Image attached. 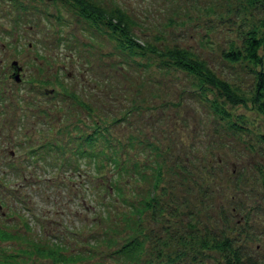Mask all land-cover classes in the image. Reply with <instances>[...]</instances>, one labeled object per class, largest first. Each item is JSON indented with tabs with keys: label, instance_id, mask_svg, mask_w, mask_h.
<instances>
[{
	"label": "rangeland",
	"instance_id": "374dc122",
	"mask_svg": "<svg viewBox=\"0 0 264 264\" xmlns=\"http://www.w3.org/2000/svg\"><path fill=\"white\" fill-rule=\"evenodd\" d=\"M91 1L118 2L136 20L141 38L153 41L156 36L161 45L183 40L196 46L204 35L205 11H213L216 15L209 16L222 17L208 37L216 54L235 36L227 28L243 19L255 22L259 14L244 0ZM156 60L122 53L66 0H0V264H116L109 255L130 236L126 225L138 218L144 251L138 263L129 264H147L160 248L161 255L178 251L188 222L194 232L222 231L248 255L264 261L259 173L264 151L256 137L263 128L260 115L249 105L231 106L247 119L245 129L233 136L227 120L194 95L190 76L159 70ZM12 61L20 67L17 82ZM219 62L218 72L248 95L251 76L245 64ZM74 93L84 106L75 102ZM136 104L145 110H134ZM92 118L108 122L106 141H121L115 154L119 164L132 166L135 159L129 156L140 152L138 161L145 166L156 145L164 162L145 169L146 182L127 183L132 179L124 176L120 194L114 189L109 193L115 174L103 157L109 149L100 148L98 141L89 157L76 148L77 137L91 134ZM130 132L135 135L132 149L125 145ZM59 159L63 165L55 168ZM93 161L102 165L101 177ZM14 164L25 179L18 178ZM133 188H144L142 196L152 191L155 198L162 196L168 210L154 217L143 209L138 217L130 204L138 197ZM23 198L31 208L23 206ZM107 236L114 239L112 245ZM160 237H165L162 247ZM53 238L67 245L66 252L83 257L75 263L52 261L43 249ZM186 249L173 264L219 260L214 251ZM157 262L164 258L153 264Z\"/></svg>",
	"mask_w": 264,
	"mask_h": 264
},
{
	"label": "trees",
	"instance_id": "16d2710c",
	"mask_svg": "<svg viewBox=\"0 0 264 264\" xmlns=\"http://www.w3.org/2000/svg\"><path fill=\"white\" fill-rule=\"evenodd\" d=\"M70 4L74 5V10L79 17L85 18L91 26L101 33H104L106 37L110 40L116 42V45L122 49V53L125 52L129 57L142 56L146 57L154 56L157 57L155 65L159 70L165 72L178 71L183 73L186 76H190V85L194 86L192 92L194 95L202 101H208L212 111L217 114L221 119H226V128L229 132L234 135H240L241 130L245 129V124L247 123L246 117L241 113L235 112V109H231V106L237 107L238 105H249L250 107L257 112L261 117V126L262 129L257 130V139L260 143L261 150L264 151V0H244L247 6L252 7L255 12H259L256 21H249L248 19H243L235 22L232 27L227 28L228 31H233L235 36L230 38V40L225 43V46H222L218 49L217 54L214 53L213 47L209 46L210 39L209 34L216 26V22L220 21L222 17L220 16H209L216 15L213 11H205V18L202 22V27L204 35L199 40V44L196 46H191L184 41L176 40L172 45L162 44L158 41L157 37L153 38V41H148L147 39L141 38L144 36V33L138 31V24L136 20L131 16V14L118 2L114 3H103V2H94L91 0H66ZM21 6V4H20ZM216 20V22H214ZM141 34V35H139ZM141 38V39H140ZM180 43V44H179ZM122 64H127L125 59H121ZM221 64H226V62L232 66L237 63H244L246 69L249 71L251 80L249 83H246L248 89V95L240 91L241 86L236 83L230 84L222 74L218 72V69L222 68ZM146 63V62H144ZM145 66L141 68L144 70ZM20 78V75H19ZM247 80V82L249 81ZM20 81V79H19ZM17 82V81H16ZM156 84V83H155ZM188 96H192L189 93V90L186 91ZM49 93V92H46ZM74 93L75 102L84 106L85 102L81 99H77ZM134 110H142L145 108L141 107L139 104L133 106ZM88 111L92 112V108L87 107ZM127 114V113H125ZM124 117L113 118L115 121L124 120ZM93 122L91 123L92 132L86 138L77 137L76 148L79 151L81 156L88 155L89 157L94 156V150L91 147L93 144H101L100 148H108L109 154H103V157L108 160L109 166L115 171V174L112 175L109 179V188L112 193V189L120 194V182L122 181L121 177L128 176L132 179L127 181V183H133L132 181L144 180L146 182L147 174L145 172L146 168H151L153 165H159L164 161H159L161 152L158 151L156 145L155 150L149 149L150 154H152V161L146 163L145 166H140L141 163L138 161L140 157V152H133L129 158L135 159L132 162V166L128 167V164H119L118 159L115 157L117 150L122 146L121 141H106L105 138L108 136V122L105 120L100 121L92 118ZM135 135L130 132L125 141L127 148L132 149V144ZM140 145V140L137 141ZM141 146V145H140ZM84 147V149H82ZM144 150V146H141ZM58 149V147H56ZM127 151H125L126 153ZM156 152V153H155ZM124 158V157H123ZM190 160V159H187ZM58 162L55 164V168L59 164L63 165V160L61 163ZM98 163V162H97ZM93 161V165L97 168L96 176L101 177L104 172H102V165L97 164ZM15 170H17V165H11ZM154 168H158L155 167ZM180 168V166H178ZM18 178L25 179L21 172L17 170L15 172ZM260 178L264 186V167L260 170ZM20 174V175H19ZM113 183H112V182ZM35 183V182H34ZM157 183H154V188ZM144 188H141L137 192L134 188L132 189L133 193H138V197L134 198V204L130 203L131 206L137 211L138 217L139 213L143 209H148L152 212V215L155 217V214L160 213L167 209L166 204H161L164 200L155 198L153 191L142 196L140 193H143ZM106 192V191H105ZM117 199V198H116ZM22 203V199L20 204ZM26 205V208L31 205L24 200L23 206ZM24 207L20 210L22 211ZM31 208V207H30ZM19 210V211H20ZM168 210V209H167ZM18 213V212H17ZM140 218L137 220H132L126 226L128 230H131L130 236L123 239L118 246L112 251L109 255V258L112 262L116 264H129V263H138L141 259V256L144 251L143 246V234L140 230ZM41 229L44 227L42 225ZM193 223L188 222L185 226V232L181 234L178 244L181 247L178 248V251L168 254L162 253L160 250L148 256L149 260L147 264H153L154 260L158 257L164 258V263L173 264V261H177L178 258H181L187 252L188 245L196 247L201 251H214L217 253L219 260L217 264H264L262 259H258L253 255H248L244 249L239 245L233 242V240L224 234L213 233L203 231L194 232L192 227ZM3 233L0 230V236ZM160 240L161 247L164 244L165 237L156 238ZM169 238H167L168 240ZM107 242H112L109 245H112L114 239L111 240L110 237H106ZM187 240L193 241L194 246L188 243ZM95 244V242H92ZM64 243L59 239L53 238L50 243L45 245L43 253L46 257H49L52 261H66L70 263H75L79 257L83 254L68 253L65 250L67 249ZM186 246V247H185ZM66 252V253H65ZM81 254V255H80ZM83 257V256H81ZM3 262V261H0ZM155 264V263H154ZM156 264H159L158 262Z\"/></svg>",
	"mask_w": 264,
	"mask_h": 264
},
{
	"label": "water",
	"instance_id": "95a60500",
	"mask_svg": "<svg viewBox=\"0 0 264 264\" xmlns=\"http://www.w3.org/2000/svg\"><path fill=\"white\" fill-rule=\"evenodd\" d=\"M15 68H14V72H15V74H14V76H13V78H14V80L15 81H19V74H18V70L20 69V67H17V64H16V61H12V63H11Z\"/></svg>",
	"mask_w": 264,
	"mask_h": 264
}]
</instances>
